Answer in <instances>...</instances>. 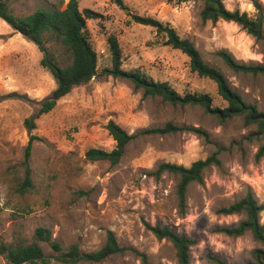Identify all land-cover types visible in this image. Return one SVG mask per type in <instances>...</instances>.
Segmentation results:
<instances>
[{
  "label": "rangeland",
  "instance_id": "obj_1",
  "mask_svg": "<svg viewBox=\"0 0 264 264\" xmlns=\"http://www.w3.org/2000/svg\"><path fill=\"white\" fill-rule=\"evenodd\" d=\"M5 1L19 16L56 2ZM223 1L230 10L240 9L250 16L256 12L253 0ZM259 1L264 6V0ZM124 3L125 7L114 0L79 2L80 9L100 13L87 21L99 55V71L110 65L107 38L114 34L122 47L123 69H140L155 80L167 81L181 94L208 93L214 106L225 104L216 83L193 72L185 54L160 42L154 27L133 20V15L150 16L194 42L205 61L219 68L249 103L264 110V75L235 72L218 55L226 50L240 62H262V46L246 30L232 21H203L202 4L196 0ZM46 47L43 52L0 17V242L29 243L35 229L44 226L64 250L77 242L83 250L95 251L112 230L120 245L145 253L152 264H179L173 243L159 239L149 228L167 225L196 241L191 246L190 264H215L210 256L227 264L253 262L252 252L261 245L251 232L233 237L217 229L245 219V213L224 215L218 210L240 200L248 190L264 204V160L255 157L264 140L246 139L256 127L246 126L241 116L221 122L200 105H172L159 96L145 97L130 79L101 74L75 86L54 109L37 116L42 101L57 86L52 73L42 66V58L52 52L56 61L68 63L62 46L48 42ZM26 118L36 128L31 129ZM109 120L136 137L117 164L90 161L88 148L111 151L116 146L106 128ZM168 124L178 130L143 132ZM32 135L37 138L28 170L26 146ZM214 153L220 163L205 169L203 183L189 185L188 207L181 213L179 176L168 171L156 175L158 165L190 166ZM261 221L264 223V210ZM42 246L47 261L39 264H67L48 243ZM0 264L12 263L0 254ZM78 264L144 262L140 255L126 250L100 262Z\"/></svg>",
  "mask_w": 264,
  "mask_h": 264
},
{
  "label": "trees",
  "instance_id": "obj_2",
  "mask_svg": "<svg viewBox=\"0 0 264 264\" xmlns=\"http://www.w3.org/2000/svg\"><path fill=\"white\" fill-rule=\"evenodd\" d=\"M183 3L189 0H169ZM201 2V18L203 21L217 22L219 20L232 21L238 24L247 33L252 35L262 46L264 55V6L259 0H253L255 14L250 16L240 9L230 10L223 0H196ZM80 0H56L51 7H39L32 13L16 15L5 0H0V17L13 29L34 41L43 52H46V43L53 42L63 47V52L68 56L65 65L56 61V54L50 53L49 57L42 58L41 64L46 67L56 80L57 86L43 101L37 116L47 113L55 108L59 99L69 94L75 86L89 82L93 77L112 75L130 79L136 88L142 89L144 96H159L172 105H200L207 113L214 114L221 122L241 116L246 126L254 125L256 129L250 132L248 141L264 140V110L258 109L255 104L249 103L243 95L236 90L228 81L225 74L216 66L208 63L202 57L201 52L194 42L183 38L176 28L150 16L133 15L137 23L149 25L155 28L158 40L164 45L181 51L190 61V67L201 77L213 80L217 85L218 94L224 101L223 106H214L213 98L208 93L188 92L181 94L167 81L153 79L140 69L125 70L122 67L123 52L116 35L110 34L107 38V52L110 65L99 71V55L91 39L87 21L96 19L100 13L90 8L80 9ZM121 7H125L124 0H114ZM224 62L235 72L253 76L264 75V59L262 62H240L226 51H218ZM26 124L32 129L36 123L26 118ZM109 134L116 141V146L111 151L90 147L86 151V158L90 161L104 160L111 164H117L123 157L127 145L136 137L129 133L115 120H109L106 125ZM178 130L173 124L165 127L146 129L145 133H167ZM198 131L205 133L201 129ZM37 137L32 135L26 146V165L29 170V161L33 141ZM255 157L264 160V144L260 145ZM217 153L199 159L190 166L183 164L163 162L155 171L156 175L163 172H171L179 176L177 184V196L179 210L185 214L188 207V187L193 182H204V171L212 164H219ZM29 173V171H28ZM27 173V174H28ZM29 177V176H27ZM31 185L30 179L27 182ZM264 204L260 203L251 190L240 200L227 207H222L218 213L224 215L245 213V219L234 226H223L217 229L228 236L239 237L247 232L253 234L254 239L261 247L253 250V262L247 264H264V223L261 221V213ZM149 228L159 239H166L173 243L177 250L179 264H190L191 246L196 243L185 233H177L169 226L149 225ZM42 243H48L53 251L58 253V259L67 264L81 262H100L115 253L131 250L142 257L144 264H152L145 253L132 247L120 245L112 230L107 232L105 244L98 250L85 251L77 242L72 243L67 250L61 243L53 238L52 231L44 226L35 229L33 240L29 243H5L0 242V254L12 264H39L46 262ZM215 264H227L219 257L210 256Z\"/></svg>",
  "mask_w": 264,
  "mask_h": 264
}]
</instances>
